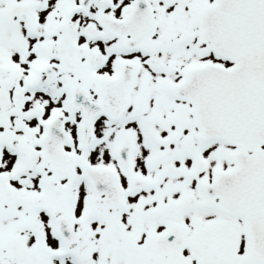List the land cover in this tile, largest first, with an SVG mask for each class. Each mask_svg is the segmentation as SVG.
Segmentation results:
<instances>
[{
    "label": "snow or ice",
    "instance_id": "obj_1",
    "mask_svg": "<svg viewBox=\"0 0 264 264\" xmlns=\"http://www.w3.org/2000/svg\"><path fill=\"white\" fill-rule=\"evenodd\" d=\"M0 264H264V0H0Z\"/></svg>",
    "mask_w": 264,
    "mask_h": 264
}]
</instances>
